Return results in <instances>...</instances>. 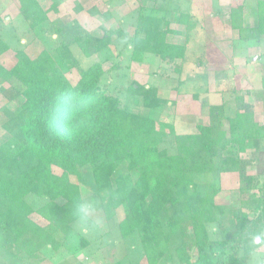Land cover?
I'll use <instances>...</instances> for the list:
<instances>
[{"label":"trees","instance_id":"16d2710c","mask_svg":"<svg viewBox=\"0 0 264 264\" xmlns=\"http://www.w3.org/2000/svg\"><path fill=\"white\" fill-rule=\"evenodd\" d=\"M19 6L30 31L47 22L38 0H19ZM243 14V5H238L220 19L237 30L239 40L264 36V0L255 1L254 28L242 26ZM190 20V14L174 15L171 22L185 26V43L172 44L166 37L178 32L168 29L164 16L153 7L139 9L124 44L129 61L149 69L185 61L195 28ZM72 23L76 29L57 22L52 27L60 38L54 53L63 67L78 72L74 84L49 50L30 58L18 49L15 63L0 67L7 84L0 85V94L22 100L3 123L11 137L0 146V249L16 264L84 254L91 242L75 226L89 211L83 195L87 191L107 219L118 208L124 211L116 226L119 235L124 240L137 237L146 264H216L227 255L233 256L232 264H246L264 245V186L246 174L248 161L242 155L264 146V118L262 124L256 122L250 106L233 91V103L226 98L209 107L208 125L177 134L174 124L154 117L169 105L155 86L128 85V96L144 110L141 114L121 102L110 84H103L119 68L118 63L104 68L110 63L113 34L92 36ZM115 31L124 33L119 26ZM72 47L83 58L98 61L80 66ZM8 50L0 39V55ZM205 57V63L222 58ZM174 70L180 71L177 65ZM223 173L238 174L240 200L229 206L216 205L218 189L204 190L196 181L198 175ZM32 214L44 224L35 223ZM210 225L220 226L219 237H210ZM66 264L84 262L75 258Z\"/></svg>","mask_w":264,"mask_h":264},{"label":"rangeland","instance_id":"374dc122","mask_svg":"<svg viewBox=\"0 0 264 264\" xmlns=\"http://www.w3.org/2000/svg\"><path fill=\"white\" fill-rule=\"evenodd\" d=\"M246 1L245 5L248 11L245 13L247 15L246 29H251L256 26L257 22L255 16L256 0ZM38 2L41 3L42 6H40L46 13L47 22L35 31H30L28 22L25 21V15L20 10L19 0H0V39L9 46V50L0 55V67L9 69L15 63V51L18 49H22L30 58L36 57L43 50H49L52 60L64 71L65 78L74 84L78 80V72L75 68L67 70L63 67L61 60L54 53V47L60 38L53 31L52 26L57 22L60 25H69L72 29L76 28L72 25L67 9L58 10V7L60 8L62 5L60 0H38ZM182 2L181 0L179 5L185 7V3ZM224 2L234 3L235 0H225ZM92 3H95L101 11L113 9L114 24L89 18L82 20L79 26L96 37L102 36L105 31L113 34V40L108 51L110 63L104 64V68H108L114 63H118L119 68L116 69L117 71H111L110 76H105L103 84H110V91L118 96L121 102L129 104L132 111L144 113L141 106L133 103L128 96L126 91L128 85L135 82L140 85L155 86L159 90V95L169 105L156 113L154 117L174 124L177 134H191L196 132L197 125H208L209 107L212 104L218 106L226 98L229 103H233L234 91L242 97L244 103L250 106L255 121L262 124L264 118V36L252 37L247 35L245 40L230 42L228 46L233 47L236 55L229 57L231 53L228 51L225 59L233 60L232 63L229 65L225 63L216 64L217 71H213L205 63L204 58L207 52L204 50V46H207L206 44L213 45L212 41L214 43L218 41L216 36L219 37V34L216 33L220 32V27L213 25L208 31L211 42L205 40L193 44L191 41L186 48L185 61L177 60L175 64L164 62L160 66L149 69L148 64L136 65L129 61V55L124 46L126 38L133 33L135 18L142 6L149 9L153 7L159 14L165 13V18L170 24L168 29L177 32L180 28L179 25H173L171 22L174 15L179 12L178 8L180 7L175 0H154L153 2L150 0H92L90 4L93 5ZM175 4L178 5L177 10ZM221 21L223 23V20ZM118 26L124 31L122 36L115 34V28ZM220 35L223 36V34ZM166 38L167 42L178 43L180 41L181 45L185 43V35L178 39V34L169 33ZM231 39L228 38L227 41L229 42ZM225 45L227 44L225 43ZM71 50L73 55L77 56L80 66L84 68L92 62L98 61L97 57L92 60L83 58L75 47H72ZM176 65L180 70L179 73L174 70ZM153 72L155 76H152ZM117 75L124 79H116ZM178 82H180L179 86ZM0 85L7 88V84L1 78ZM191 93H195V95H189ZM21 101V98L10 101L0 94V146L11 137L3 128V123L18 111ZM242 157L248 161L246 174L256 177L258 185L264 186V175H262L264 172V146L258 152L249 150ZM53 172L60 174V171L55 168H53ZM196 181L205 187L204 190L218 189L214 197L216 205L229 206L231 203L234 204L240 200L236 194L239 186L237 173L198 175ZM83 195L86 198L89 211L81 223L75 227L90 240L89 248L84 254L75 256L56 254L52 259L45 260L41 264H66L67 261L73 263L75 258L82 260L84 264H108L117 261L122 262V264H146L144 258L141 257L137 237L133 236L124 240L119 235L116 226L123 218L124 211L118 208L112 217L107 219L102 213L99 203L96 204L97 199L89 198L87 191L83 192ZM247 197L242 196L241 199ZM31 219L39 225L44 224L43 220L36 214H32ZM222 226L225 225L222 224ZM220 230L219 225H210V237H219ZM237 256H241L240 251ZM232 262L233 256L227 255L216 261V264H232ZM0 264L16 263L10 259L6 251L0 249ZM246 264H264V245L249 257Z\"/></svg>","mask_w":264,"mask_h":264},{"label":"crops","instance_id":"0c3cea01","mask_svg":"<svg viewBox=\"0 0 264 264\" xmlns=\"http://www.w3.org/2000/svg\"><path fill=\"white\" fill-rule=\"evenodd\" d=\"M150 1L153 2L154 0H150ZM180 1L181 0H175V2L178 5L180 4ZM182 1H183L182 3H185V7H183L184 5L183 6L179 5L180 7L178 8V5L175 4L176 6L175 9L178 8L180 12L185 13V14H190L191 16L190 21L195 26L194 31L191 33L193 44H195V42L205 41V40L207 42L209 41L211 42V39L208 36L209 29H211L213 25H217L218 27H220V32L216 33L217 35L219 34V37L216 36L218 41L215 43L212 41L213 45L206 44L207 46H204L205 47L204 50L207 52L206 54L205 53L203 54H205L208 58L218 54L222 58L218 61H211L210 63L208 62L206 64H208V66L211 67V70L217 71L216 64L225 63L226 65H229V63H232L233 60L225 59L227 57L226 54H228V51L229 53H231V56L228 55L229 57H234L236 55L233 51L234 50L233 47L231 45L229 47L228 45L230 44V42L235 43V42H240L241 40H239L238 38L237 30L232 29L231 26L225 21H223L222 23L220 17H221V14L226 13V11L229 8H236L238 5H243L244 14L242 15V19H241L242 26L244 28H247L246 26V16L247 15L245 14L246 12H248L247 6L245 5L247 1L238 0L237 2V0H235L234 3L224 2L225 0H208V1L207 0H182ZM60 2L62 5L60 8L58 7V10L62 8H64V10L67 9L66 11L69 13L71 17L70 20L75 21L80 25H81L82 20L89 19V18H94L96 21H99V22L101 21L104 23L106 22L111 23L112 25L114 24L113 22L115 21V16L113 15L114 14L113 9H106L104 11H101L97 8L95 3H92L93 5L90 4L92 0H60ZM39 4L41 5V3ZM144 7L145 6H142V8ZM182 7L184 8L183 10H182ZM164 14H161V15L164 16L165 18ZM165 20L168 21L166 18ZM175 24H177L176 26L179 25V27L181 28V29L178 28V31H177L178 39H179L182 35H185V26L179 23H173V25ZM220 34H223V36ZM228 38H232V39L228 42L227 41ZM169 43L181 45L180 41L178 43H175V42L174 43L169 42ZM225 43L227 45H225ZM205 55H204V58L207 59ZM193 94L195 95V93H191L189 95H193ZM212 106H217V105L212 104Z\"/></svg>","mask_w":264,"mask_h":264}]
</instances>
